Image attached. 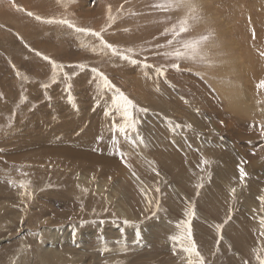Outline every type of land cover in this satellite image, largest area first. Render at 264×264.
<instances>
[{"label": "rangeland", "instance_id": "rangeland-1", "mask_svg": "<svg viewBox=\"0 0 264 264\" xmlns=\"http://www.w3.org/2000/svg\"><path fill=\"white\" fill-rule=\"evenodd\" d=\"M198 1L202 19L181 39L213 29L218 47H209L218 63L211 66L153 54L171 50L155 45L171 38L160 33L185 14L155 9L158 0H71L66 8L58 0H0V264H187V254L179 247L174 252L169 236L180 231L176 225L190 204L193 239L205 264H257L253 250H264L258 199L264 196V88L257 87L264 79V0ZM110 10L117 19L109 26ZM28 12L67 17L96 31L106 27L108 43L143 47L135 58L146 57L154 67L93 53L81 47L73 29ZM227 32L237 36L235 48L239 39L243 57L228 58L221 44ZM84 40L99 44L95 37ZM37 51L65 65L71 78L61 74L52 84L51 66ZM79 63L86 68L67 67ZM92 67L136 105L137 129L118 136L131 167L113 148L110 125L120 117L112 115L114 91L98 90ZM155 67H164V74ZM245 97L253 105L232 106L247 104ZM202 156L211 163L198 167ZM137 231L141 245L133 244ZM119 239L126 240V253Z\"/></svg>", "mask_w": 264, "mask_h": 264}, {"label": "snow or ice", "instance_id": "snow-or-ice-1", "mask_svg": "<svg viewBox=\"0 0 264 264\" xmlns=\"http://www.w3.org/2000/svg\"><path fill=\"white\" fill-rule=\"evenodd\" d=\"M58 2L63 3V6L66 8L67 3L71 2V0H58ZM155 9L164 11V12H171V11H183L185 14L181 17L176 23L172 24L171 27L165 28L163 32L160 33L161 37L170 36V39L166 40L164 44H156L155 49H171L166 50L162 53L154 52V55L160 54L164 57L175 58L176 60H191L197 63L207 64L209 66L218 63V61L214 58L211 48L209 45L213 47H218V45H214L213 41L215 39V32L213 29H208L204 34H200L195 37H191L188 39H181L182 34L188 33L190 27L193 23L199 22L202 19V13L200 12V6L195 2V0H158L157 3L153 5ZM120 11V9H118ZM29 16H34L37 21L48 23V24H60L66 25L68 28L73 29L78 35L81 40V47L87 50H90L93 53H110L112 57H118L120 60L127 61L133 65H141L144 68H153V65H150L146 62L147 58L145 57L144 61L136 59L135 57L138 56L140 53L144 51L143 47H126L121 48L117 45L108 43L104 36L102 35L107 29L106 27H102L99 31L93 30L90 27H78L73 20L65 18H43L40 15H35L32 12L27 13ZM108 25L110 26L112 22H114L117 17L111 14V10L109 11L108 15ZM170 19V17H168ZM127 31V30H126ZM253 35H255L253 33ZM95 37L99 40V44L85 42L84 37ZM27 46V45H26ZM107 50V52H105ZM34 51V50H33ZM38 57H41L44 61L48 62L51 66L50 72V80L52 84H55L58 79L60 78L61 74L65 78V81L70 79L69 73L65 72V65L57 63L54 59L49 57L48 55H44L40 52H35ZM222 55V53H215V56ZM262 57H264V51L260 53ZM67 67L70 68H79L81 70L86 68L84 63H79L75 65H69ZM169 67L173 69H179L178 63H171ZM155 71L163 75L164 74V67H155ZM91 72L95 75V81L97 83V88L100 92H104L105 90H113L114 95L110 97V103L112 106V115L115 116L116 113L120 114L119 120H113L110 125V134L112 136V143L113 148L116 151V154L121 158L122 162L126 163V156L127 153L120 149V145L118 142L119 134L128 135L130 132H133L137 129V120L133 117L132 109L136 107L134 102L119 88H117L108 76L101 71L98 67H92ZM77 73L72 72L71 76H75ZM17 76L20 77L22 80H28V77L20 72H17ZM42 88L45 90L50 87L49 84L45 83L41 85ZM258 88H264V79L260 80L257 84ZM66 91H71V84H67ZM68 99H72L69 95ZM217 100L219 97L217 96ZM139 111H147V109H138ZM108 114V113H106ZM14 115V113H13ZM190 128L191 125H188ZM262 128V135H264V123L261 124ZM154 163V162H152ZM211 161L205 157H201L200 165L210 164ZM244 161H241V165H238L239 174H240V182L243 184L245 177L247 175L244 167L242 164ZM126 166L131 167L130 165ZM156 172V168L153 167L152 169ZM135 175V173H133ZM157 175L159 173L157 172ZM203 180V177L200 178ZM9 183H13V181H9ZM203 185L202 183H198L196 188L199 189ZM20 187H25V182L20 181ZM159 191V189H156ZM85 191H87L85 189ZM232 193H235V189L231 190ZM260 204H261V212H264V196L258 197ZM151 203V201H149ZM157 201V205H158ZM107 210V209H105ZM232 209L229 208V214H231ZM195 215L194 206L189 205L185 212L184 216L186 219L181 220L176 226L180 231L176 235L169 236V240L173 242V251L177 250V247L182 250L183 253L187 254V264H205L204 257L198 251L197 244L193 239V232L191 228V220ZM83 223V222H82ZM130 222L125 220L124 224H129ZM259 225H260V235L264 236V215L259 217ZM217 232L219 233L222 225H216ZM120 245V252L126 253L129 249L127 246V242L124 239H119L117 241ZM219 244V240L217 241ZM134 245H141L142 244V235L140 231H137L135 234V240L133 241ZM26 248H22L20 251H26ZM107 247H105L104 251H107ZM255 253V260L257 264H264V254H261L262 249H254ZM243 264H249L248 261H244Z\"/></svg>", "mask_w": 264, "mask_h": 264}, {"label": "bare ground", "instance_id": "bare-ground-1", "mask_svg": "<svg viewBox=\"0 0 264 264\" xmlns=\"http://www.w3.org/2000/svg\"><path fill=\"white\" fill-rule=\"evenodd\" d=\"M196 1H197V0H196ZM198 2L201 3V4H204V5H205V3H202V2H204V0H199ZM208 2H211V1L208 0ZM252 2H253V1H252ZM207 6H208V5H207ZM201 7H203V6H201ZM242 8H243V7H242ZM204 9H205V8H204ZM244 9H245V8H244ZM204 11H205V10H204ZM207 11H210V10H207ZM242 11H243V10H242ZM205 12H206V11H205ZM211 12H212V11H211ZM233 12H234V14H235V11H233ZM240 12H241V10H240ZM240 12H239V13H240ZM215 13H216V12H215ZM230 14H231V13H230ZM242 14H243V13H242ZM245 14H246V12H245ZM212 15H214V14H212ZM247 15H248V14H247ZM231 16H232V15H231ZM235 16H236V15H235ZM235 16H234V17H235ZM210 17H211V16H210ZM237 17H239V15H238ZM216 18H219V17L217 16ZM235 18H236V17H235ZM240 18H242V17H241V14H240ZM243 19H245V17H244ZM243 19H242V20H243ZM233 20H234V19H233ZM233 20H232V21H233ZM236 20H237V19H236ZM228 21H229V20H228ZM239 21H240V19H239ZM220 23H221V22H220ZM230 24H231V23H230ZM204 25H205V24H204ZM222 25H223V24H222ZM233 25H235V24H233ZM240 25H241V24H240ZM238 26H239V25L237 24L236 27L238 28ZM243 26H245V25H243ZM246 26H247V25H246ZM233 28H234V27H233ZM233 28H231V29H233ZM237 28H236V29H237ZM246 28H247V27H246ZM224 29H225V28H224ZM247 29H248V28H247ZM238 30H240V29L238 28ZM228 31H230V30H228ZM232 31H233V30H232ZM242 31H243V29H242ZM247 32H249V31H247ZM225 33H226V32H225ZM227 33H229V35H226L225 42H221V44H222V46L225 48V50H226V54H227L228 58H229V59L231 58V59L233 60V59L235 58V56L237 55V53L240 54V55H238L239 57L242 55V53H241V49H243V48L240 49V46H239L240 43L237 42L239 39H238L237 41L235 40V42H236V46L238 47V51H237V50H236L237 47L235 48V45H234L235 43H231V42H234V40L232 39V37H233V38H237V36H236V37H234V36L231 37L230 35H232V32H227ZM244 33H245V32H244ZM256 33H257V32H256ZM233 35H234V34H233ZM235 35H237V34H235ZM247 37H248V36H247ZM227 42H228V43H227ZM241 45H242V44H241ZM243 45H244V44H243ZM248 47H249V46H248ZM248 49H249V48H248ZM248 49H247V50H248ZM245 50H246V48H245ZM242 51H243V50H242ZM243 53H244V51H243ZM247 54H248V53H247ZM245 55H246V54H245ZM249 55H251V54H249ZM252 55L254 56V54H252ZM253 56H252V57H253ZM241 57H243V56H241ZM247 57H248V55H247ZM254 57H255V56H254ZM259 57H260V56H259ZM221 58H222V57H221ZM237 58H238V57H237ZM250 58H251V57H250ZM231 59H230V60H231ZM238 59H239V58H238ZM240 59H241V58H240ZM242 59H243V58H242ZM242 59H241V62H242ZM245 60H246V59H245ZM249 60H250V59H249ZM238 61H239V60H238ZM243 61H244V60H243ZM247 61H248V60H247ZM236 62H237V61H236ZM236 62H235V63H236ZM261 62H262V60H261ZM239 63H240V62H239ZM259 63H260V62H259ZM263 63H264V62H263ZM248 64H249V63H248ZM248 64H247V65H248ZM239 65H240V64H239ZM244 66H245V65H244ZM258 66H259V65H258ZM234 67H235V65H234ZM234 67H231V68H234ZM236 67H237V64H236ZM240 68H241V67H240ZM243 68H244V67H243ZM238 70H239V69H238ZM245 71H246V70H245ZM241 72H242V71H241ZM259 72H260V71H259ZM233 73H236V74H237V70H235V71L233 70ZM238 74H239V71H238ZM263 74H264V72H263ZM247 75H249V74L247 73ZM237 76H238V75H237ZM261 76H262V74H261ZM239 77H240V76H239ZM239 77H238V78H239ZM242 77H243V76H242ZM243 78H244V77H243ZM240 79H241V78H240ZM242 81H243V80H242ZM246 81H247V80H246ZM251 82L253 83V81H251ZM235 83H236V82H235ZM247 83H248V82H247ZM247 83H246V84H247ZM236 84H239V85H236V86L238 87V86H240L241 83H240V82H239V83L237 82ZM241 85H243V84H241ZM243 86L245 87L246 85H243ZM237 87H236V88H237ZM242 89H245V88L242 87ZM234 90H236V89L234 88ZM238 91H239V90H238ZM236 92H237V91H236ZM242 92H243V91H242ZM242 92L240 93V94H241V95H240L241 97H242ZM244 94H245V92H244ZM247 94H248V93H247ZM247 94H246V95H247ZM246 95H245V96H246ZM237 97H238V96H237ZM254 97L257 98V97H259V96H258V95H254ZM242 98H244V95H243ZM242 98H240V99H242ZM245 98H246V100H248V101H247V104H246V103H243V102H242L243 100H242V101H240L239 104L231 103L232 106L238 108V110H243L246 106L248 107V104L253 105V102L250 100V98H248V99H247V97H245ZM237 99H238V98H237ZM240 99H238V100H240ZM262 101H263V100H262ZM244 102H245V101H244ZM263 102H264V101H263ZM260 105L262 106V104H260ZM263 105H264V104H263ZM261 106H260V107H261ZM252 108H255V107L252 106ZM246 109H247V108H246ZM256 109H257V108H256ZM236 110H237V109H236ZM238 110H237V111H238ZM252 110H254V109H252ZM244 111H245V110H244ZM255 111H256V110H255ZM238 112H240V111H238ZM238 112H237V113H238ZM257 112H258V111H257ZM251 113L254 114V112H251ZM244 114H245V113H244ZM258 114H259V112H258ZM245 115H246V114H245ZM262 115H263V114H262ZM251 116H252V115H251ZM71 153H72V151H71ZM77 153H78V152H77ZM79 153L81 154V152H79ZM68 155H69V154H68ZM82 155H83V154H82ZM75 157H76V156H75ZM81 157H82V156H81ZM108 157H109V156H108ZM90 158H91V157H90ZM81 159H82V158H81ZM87 160H88V159H87ZM101 160H102V159H101ZM101 160H100V161H101ZM105 160H106V159H105ZM107 160H108V159H107ZM107 162H108V161H106V163H107ZM107 164H110V163H107ZM111 164H112V163H111ZM97 187H98V186H97ZM101 188H102V187H101ZM119 212H120V211H119ZM123 212H124V211H123ZM123 212H122V213H123ZM124 213H125V212H124Z\"/></svg>", "mask_w": 264, "mask_h": 264}]
</instances>
